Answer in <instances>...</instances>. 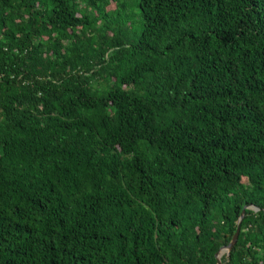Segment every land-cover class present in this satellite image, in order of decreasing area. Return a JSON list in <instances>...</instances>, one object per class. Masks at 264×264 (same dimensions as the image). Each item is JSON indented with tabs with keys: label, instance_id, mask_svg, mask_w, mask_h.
Returning a JSON list of instances; mask_svg holds the SVG:
<instances>
[{
	"label": "trees",
	"instance_id": "trees-1",
	"mask_svg": "<svg viewBox=\"0 0 264 264\" xmlns=\"http://www.w3.org/2000/svg\"><path fill=\"white\" fill-rule=\"evenodd\" d=\"M264 264V0H0V264Z\"/></svg>",
	"mask_w": 264,
	"mask_h": 264
},
{
	"label": "water",
	"instance_id": "water-1",
	"mask_svg": "<svg viewBox=\"0 0 264 264\" xmlns=\"http://www.w3.org/2000/svg\"><path fill=\"white\" fill-rule=\"evenodd\" d=\"M243 215H244V213H243V211H242L241 216H240V218H239V220H238L237 230H236V232H235V234H234V237H233V239L231 240V242H230L227 246H223V247H221V248L219 249V251L216 253L217 264H221V260H220L221 255H220V253L223 252V251H226V250L231 249V247H232V246L234 245V243L236 242V238H237L238 233H239V225H240V223H241V220H242Z\"/></svg>",
	"mask_w": 264,
	"mask_h": 264
},
{
	"label": "rangeland",
	"instance_id": "rangeland-1",
	"mask_svg": "<svg viewBox=\"0 0 264 264\" xmlns=\"http://www.w3.org/2000/svg\"><path fill=\"white\" fill-rule=\"evenodd\" d=\"M223 253H224V251H223V252H221V253H220V255H222Z\"/></svg>",
	"mask_w": 264,
	"mask_h": 264
}]
</instances>
